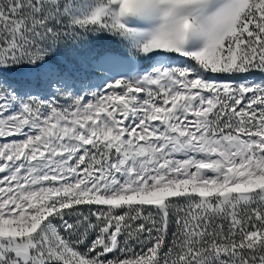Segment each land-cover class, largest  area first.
I'll return each instance as SVG.
<instances>
[{"label": "snow or ice", "instance_id": "obj_1", "mask_svg": "<svg viewBox=\"0 0 264 264\" xmlns=\"http://www.w3.org/2000/svg\"><path fill=\"white\" fill-rule=\"evenodd\" d=\"M0 264H264V0H0Z\"/></svg>", "mask_w": 264, "mask_h": 264}]
</instances>
